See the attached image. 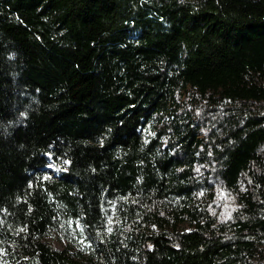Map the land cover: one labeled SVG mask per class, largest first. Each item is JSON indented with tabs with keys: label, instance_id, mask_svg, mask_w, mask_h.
<instances>
[{
	"label": "trees",
	"instance_id": "trees-1",
	"mask_svg": "<svg viewBox=\"0 0 264 264\" xmlns=\"http://www.w3.org/2000/svg\"><path fill=\"white\" fill-rule=\"evenodd\" d=\"M0 264H264V0H0Z\"/></svg>",
	"mask_w": 264,
	"mask_h": 264
},
{
	"label": "rangeland",
	"instance_id": "rangeland-1",
	"mask_svg": "<svg viewBox=\"0 0 264 264\" xmlns=\"http://www.w3.org/2000/svg\"><path fill=\"white\" fill-rule=\"evenodd\" d=\"M48 241L50 243H52V245L56 248V249H63L67 244L66 241H62L58 238H53V237H49Z\"/></svg>",
	"mask_w": 264,
	"mask_h": 264
},
{
	"label": "snow or ice",
	"instance_id": "snow-or-ice-1",
	"mask_svg": "<svg viewBox=\"0 0 264 264\" xmlns=\"http://www.w3.org/2000/svg\"><path fill=\"white\" fill-rule=\"evenodd\" d=\"M66 163H67V161H66ZM45 179H48V177H45Z\"/></svg>",
	"mask_w": 264,
	"mask_h": 264
}]
</instances>
